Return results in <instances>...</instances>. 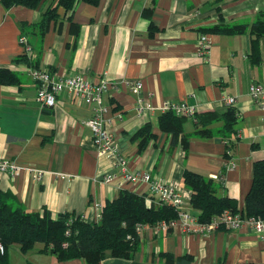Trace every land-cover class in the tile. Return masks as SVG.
Listing matches in <instances>:
<instances>
[{
    "label": "crops",
    "instance_id": "crops-1",
    "mask_svg": "<svg viewBox=\"0 0 264 264\" xmlns=\"http://www.w3.org/2000/svg\"><path fill=\"white\" fill-rule=\"evenodd\" d=\"M47 4L36 9L20 5L4 9L0 4V66L10 67L19 77L17 84L0 85V159L42 172L39 179L27 170L14 176L0 174L1 189L12 192L25 211L47 208L54 217L67 212L91 222L96 216L94 204L102 206L122 190L146 194L157 203L148 184L125 181L111 159L98 156L85 123L92 105L63 93L53 107L41 106L30 76L36 63L54 78L74 73L96 82H116L117 88L102 95L104 116L130 170L158 175L188 197L182 172L196 171L217 182V195L235 198L241 208L251 186L253 163L264 159V110L248 94L251 84L264 86V38L259 40L257 64L251 62L247 33L219 35L201 29L216 24L219 13L228 23L250 25L264 14V0H99L97 5L77 0L72 20L79 26L78 34L63 21L51 23L39 38L30 24L38 21ZM146 9H151L152 35L143 15ZM20 23L26 24L24 29ZM23 34L32 46V64L16 61L26 55L19 43ZM201 35L209 37L207 59L197 54ZM139 82L141 88L134 92L132 86ZM226 96L235 98L238 114L235 146L229 150L235 164L231 170L225 168L227 149L219 135H191L184 150L158 128L157 107L164 100L196 106L195 115L185 117L183 124L184 133L190 134L199 128L197 114L226 111L222 102ZM138 98L143 106L153 107L138 113ZM146 123L156 137L139 150L134 134ZM222 125L219 119L206 128ZM107 173L116 177L104 183L101 177ZM181 209L197 211L188 198ZM40 248L29 251L36 257L31 264H85L80 258L59 261L39 253ZM99 264H264V239L246 226L208 234H187L178 226L154 231L147 226L131 258H114L107 251Z\"/></svg>",
    "mask_w": 264,
    "mask_h": 264
},
{
    "label": "trees",
    "instance_id": "trees-1",
    "mask_svg": "<svg viewBox=\"0 0 264 264\" xmlns=\"http://www.w3.org/2000/svg\"><path fill=\"white\" fill-rule=\"evenodd\" d=\"M47 1L48 4L42 10L38 21L30 24L32 28L30 31L43 38L51 23L61 25L63 21H68L70 32L78 34L79 26L72 20V11L77 0H0V4L4 9L17 5L36 9ZM81 1L97 5L99 0ZM59 9L63 10L62 16L59 14ZM143 15L149 20V35H152L155 27L151 21V9L144 10ZM217 19L216 24L201 31L219 35L247 33L250 37L251 62L258 64L259 40L264 38V14H260L250 25L228 23L221 13L218 14ZM20 25L24 29L26 24L20 23ZM31 57L23 55L16 61H22L26 65L32 64L34 60ZM36 65L35 63L32 66L39 67ZM17 83H19L18 75L8 66H0V85ZM237 115L234 106L227 107L223 114L212 112L197 114L199 128L186 134L183 124L187 119L172 112H165L158 116V128L171 136V144L181 143L184 150L187 149L191 135L201 137L219 135L225 141V148L233 150ZM219 119L223 121L220 128L216 130L206 128V125ZM134 137L139 139L138 148L142 150L156 137V134L153 133L151 124L146 123L138 129ZM182 180L189 192L188 203L192 209L199 211L198 219L201 222H208L214 215L224 210L240 212L241 216L246 218H264V159L253 163L251 186L241 208L238 207L235 198L217 195V182L211 178L184 169ZM147 198L152 200L146 194L122 190L117 197L102 204L99 219L91 222L67 212L54 217L47 208L36 212L25 211L16 203L12 192L4 191L0 187V242L5 247L4 253L0 254V264H9L8 249L13 244H17L22 253H27L39 242L42 243L39 253L52 254L59 261L80 258L85 264H99L107 251L114 258L129 259L136 251L139 242V236L135 232L137 223L146 226L161 221L169 223L178 215V208L173 205L158 202L157 197L156 205L152 203L153 200L147 205ZM160 255L172 260L167 253L162 252Z\"/></svg>",
    "mask_w": 264,
    "mask_h": 264
},
{
    "label": "built area",
    "instance_id": "built-area-1",
    "mask_svg": "<svg viewBox=\"0 0 264 264\" xmlns=\"http://www.w3.org/2000/svg\"><path fill=\"white\" fill-rule=\"evenodd\" d=\"M19 43L23 46V51L27 56H32V46L28 42L27 37L23 34L19 37ZM197 54L202 59H207L209 49V37L201 35L197 45ZM30 76L37 84V100L41 103L43 108H51L55 105L56 97L60 94L67 93L73 95L85 104L92 105V112L90 117L86 120V125L91 131L93 145L98 156L111 159L114 163L115 170L119 172L120 176L125 181L137 184L140 182L146 183L149 186L151 194L156 195L157 201L166 202L178 208V215L176 219L167 223L165 221L158 222L149 226L154 231H167L170 228L178 226L181 231L187 234H208L212 231L223 228L225 230L239 229L243 226L248 227L254 232L258 233L264 239V218L260 217H242L240 212H231L224 210L222 213L214 215L208 222H201L198 219L199 211H184L181 206L188 198L185 191L176 188L175 186L166 182L158 175H151L146 171L130 170L128 168L127 159L121 154L120 149L115 143L110 128L106 124L104 116L106 108L102 102V95L111 88H117L116 82L109 80H102L96 82L88 77L80 74H62L54 78L51 73L41 67H33L30 69ZM141 88V83H136L132 86L134 92ZM249 96L264 110V86L260 84H251L248 89ZM225 107L233 106L235 98L226 96L222 99ZM137 112L140 113L145 108H152L153 106L141 104V100L137 99ZM160 113L172 112L177 116L191 117L197 112L196 106L187 104L184 101L175 102L164 100L158 107ZM264 122V114L262 115ZM230 151L226 152V159L224 161L226 170H231L235 167L234 162L229 157ZM21 170L30 171L35 179H39L41 171L35 170L27 166H21L9 159H0V174H7L14 176ZM115 173H107L101 177L104 183L114 180ZM152 200L146 199V204L150 205ZM96 210L95 221L100 217L101 205L94 204ZM147 227L142 223L135 225V232L138 236L141 235L142 230ZM5 251L4 245L0 242V254Z\"/></svg>",
    "mask_w": 264,
    "mask_h": 264
},
{
    "label": "rangeland",
    "instance_id": "rangeland-1",
    "mask_svg": "<svg viewBox=\"0 0 264 264\" xmlns=\"http://www.w3.org/2000/svg\"><path fill=\"white\" fill-rule=\"evenodd\" d=\"M41 246H42V243H40V242L36 243L35 247L30 252H36L37 248L41 247ZM30 252L22 253L19 250V248L15 244H13L8 249L9 264H25V263L28 264V263H30L32 260H34L36 258L35 255L31 254Z\"/></svg>",
    "mask_w": 264,
    "mask_h": 264
}]
</instances>
